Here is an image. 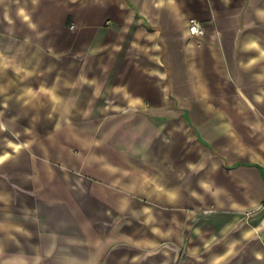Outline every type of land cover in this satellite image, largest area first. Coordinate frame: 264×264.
<instances>
[{
  "label": "crops",
  "instance_id": "0c3cea01",
  "mask_svg": "<svg viewBox=\"0 0 264 264\" xmlns=\"http://www.w3.org/2000/svg\"><path fill=\"white\" fill-rule=\"evenodd\" d=\"M249 253L264 0H0V264Z\"/></svg>",
  "mask_w": 264,
  "mask_h": 264
},
{
  "label": "rangeland",
  "instance_id": "374dc122",
  "mask_svg": "<svg viewBox=\"0 0 264 264\" xmlns=\"http://www.w3.org/2000/svg\"><path fill=\"white\" fill-rule=\"evenodd\" d=\"M38 130H40L41 132H45L48 128L45 127H41V128H37ZM27 132V130H26ZM37 133V132H36ZM34 133L32 132H27L26 136L29 137L30 135H32ZM221 261H219L218 264ZM203 264H207L208 262L203 260L202 261ZM230 264H264V255H260V257H258L257 254L253 255V254H241V255H235L232 259L231 262H229Z\"/></svg>",
  "mask_w": 264,
  "mask_h": 264
},
{
  "label": "built area",
  "instance_id": "2783aa9c",
  "mask_svg": "<svg viewBox=\"0 0 264 264\" xmlns=\"http://www.w3.org/2000/svg\"><path fill=\"white\" fill-rule=\"evenodd\" d=\"M189 33L194 36H202L205 34V29L199 19L191 17L188 22Z\"/></svg>",
  "mask_w": 264,
  "mask_h": 264
}]
</instances>
